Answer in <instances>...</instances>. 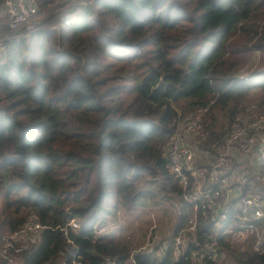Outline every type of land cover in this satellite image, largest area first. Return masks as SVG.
<instances>
[{
	"label": "trees",
	"instance_id": "trees-1",
	"mask_svg": "<svg viewBox=\"0 0 264 264\" xmlns=\"http://www.w3.org/2000/svg\"><path fill=\"white\" fill-rule=\"evenodd\" d=\"M39 1L41 11L53 2ZM31 30L0 48V248L36 216L44 229L26 240L39 243L24 264L62 254L67 264H127L131 250L107 230L111 221L172 200L166 250L137 253L135 264H191L194 241L174 258L182 231L226 247L234 206L223 220L201 214L186 232L193 205L164 150L198 110L209 108L197 146L206 151L252 102L264 109V72L236 76L240 53L264 52V0H93L50 11ZM251 252L239 264H264V252Z\"/></svg>",
	"mask_w": 264,
	"mask_h": 264
},
{
	"label": "built area",
	"instance_id": "built-area-1",
	"mask_svg": "<svg viewBox=\"0 0 264 264\" xmlns=\"http://www.w3.org/2000/svg\"><path fill=\"white\" fill-rule=\"evenodd\" d=\"M87 1L93 0H53L48 5L49 9L42 12L39 0H3L0 4V48L10 39L21 38L31 33L33 31L31 29L36 27L43 15L45 18L50 11L59 12L60 9H53L57 4L72 7ZM208 110L207 107L191 114L188 120L179 126L164 150L171 171L180 182L183 198L193 205V215L186 232L197 230L201 214L221 215L223 220L230 206H234V218L224 231V235L227 236L228 241L232 240L235 246H242L251 238L253 251L262 253L264 252V115L259 117L240 115L223 138L215 140L209 149L202 151L206 158V166L200 167L202 177L206 175V185H202L198 181L199 154L194 151L190 143L198 135L203 117ZM198 144H201V141L195 142L196 151H199ZM214 158L215 165H212ZM242 165L246 166L247 172L239 171ZM258 182L262 183L260 189L262 191L249 192V184L254 187V184H259ZM43 229L36 216L33 219L29 218L23 231L10 235V240L4 238V249L0 250V253L4 251L8 254L13 250L15 257L22 255L25 248L20 244L26 243L28 239L34 241L39 238L41 232L36 237L33 235ZM185 238L187 237L182 231L174 241V258L177 261L189 253L188 246L183 245ZM194 242L197 249H192L186 257L190 259L191 264H208L209 261L223 264L227 259L224 248L216 242L211 244L206 242L203 245L196 240ZM245 253L243 260L248 258ZM63 257L62 254L55 262ZM102 264H118V262L113 258H105Z\"/></svg>",
	"mask_w": 264,
	"mask_h": 264
},
{
	"label": "rangeland",
	"instance_id": "rangeland-1",
	"mask_svg": "<svg viewBox=\"0 0 264 264\" xmlns=\"http://www.w3.org/2000/svg\"><path fill=\"white\" fill-rule=\"evenodd\" d=\"M61 7L62 5L57 4L53 9L58 10ZM47 9H49V7H47ZM48 16L49 13L45 15V18L43 15L37 25H39L41 22H44L48 18ZM53 26H55V24ZM235 41L236 40H234V42ZM238 47L239 49H243L244 45L238 42ZM239 58L242 60V64L240 65V69L236 74L238 78L247 79L250 78L252 75H257L259 73L264 72V52L251 49L250 51H243L242 53H240ZM247 113L248 114L246 115L259 117L261 115H264V109L258 107L255 103L252 102L247 109ZM188 117L181 122L182 125L188 120ZM196 141H201L199 135H197L195 139H193L190 143L194 151L199 154L197 165H199L200 167L206 166V158L203 156L202 150H195L194 145ZM215 161L216 159L214 158L212 165H215ZM200 169L201 168H199V170ZM261 187L262 183H259L258 185L254 184V192L260 193L262 191L260 190ZM178 211L179 207L176 201L172 200L171 202L167 203L166 208L163 210H154L152 211L153 213H139V215L137 214L136 216L127 215L125 212H122V214H120L119 216V223L115 222V220L111 221L112 223L110 224V226L107 227V230L113 233L118 241H124L125 245H127L131 250V258L127 262V264H135L133 257L137 253H146L149 251L151 252L157 247H161L163 249L167 247L168 240L173 234V226L176 223ZM33 218H35V216L30 217V219ZM74 224L76 225V227H74ZM72 226L74 228H79L77 221H73ZM40 232L41 230H38V233L34 234L33 237H36ZM4 238L6 240H10L11 236L5 235ZM226 240L228 242V239ZM193 241L195 240L185 238L183 243L184 247L188 246L189 249V243ZM37 243L39 242L33 243L28 241L26 243H21L20 245L24 246L25 250H28ZM0 250L3 249L0 248ZM223 251H225L227 255V259L224 261L223 264H239L240 261H243L242 259L245 252L252 253L251 251H253V240L251 238L248 239L243 243L242 246H235V243L231 240L229 241V244L224 247ZM162 253L163 252L161 251L160 254ZM0 257L6 260L8 264H24L23 255L15 257L14 255H11V253L9 255L2 251L0 253ZM54 264H65L64 257L63 259H59V261Z\"/></svg>",
	"mask_w": 264,
	"mask_h": 264
},
{
	"label": "crops",
	"instance_id": "crops-1",
	"mask_svg": "<svg viewBox=\"0 0 264 264\" xmlns=\"http://www.w3.org/2000/svg\"><path fill=\"white\" fill-rule=\"evenodd\" d=\"M199 151H201V150H199ZM197 167H199L200 168V166L199 165H197ZM202 167V166H201ZM240 169H239V171L240 172H247L248 171V169L246 168V166H241V167H239ZM203 176V174H202V171H198V181L202 184V185H206V175H205V177H202ZM259 183V182H258ZM248 191L249 192H253L254 190V187H253V185L252 184H249V186H248ZM262 188V187H261ZM164 250H166V249H164ZM163 252V251H162ZM134 263H135V261H134Z\"/></svg>",
	"mask_w": 264,
	"mask_h": 264
}]
</instances>
